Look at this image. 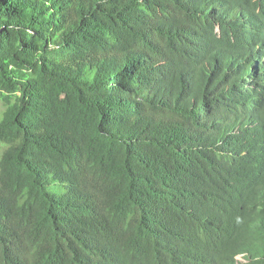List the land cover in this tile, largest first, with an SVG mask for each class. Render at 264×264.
<instances>
[{"label": "trees", "instance_id": "1", "mask_svg": "<svg viewBox=\"0 0 264 264\" xmlns=\"http://www.w3.org/2000/svg\"><path fill=\"white\" fill-rule=\"evenodd\" d=\"M0 102V264H264V0H0Z\"/></svg>", "mask_w": 264, "mask_h": 264}, {"label": "rangeland", "instance_id": "2", "mask_svg": "<svg viewBox=\"0 0 264 264\" xmlns=\"http://www.w3.org/2000/svg\"><path fill=\"white\" fill-rule=\"evenodd\" d=\"M2 109H3V106H2V104L0 102V113H1Z\"/></svg>", "mask_w": 264, "mask_h": 264}, {"label": "clouds", "instance_id": "3", "mask_svg": "<svg viewBox=\"0 0 264 264\" xmlns=\"http://www.w3.org/2000/svg\"><path fill=\"white\" fill-rule=\"evenodd\" d=\"M237 257H238V259H241V256L240 255H238Z\"/></svg>", "mask_w": 264, "mask_h": 264}]
</instances>
